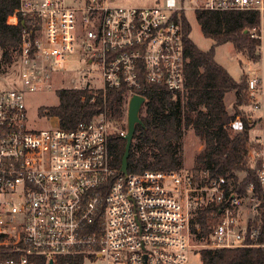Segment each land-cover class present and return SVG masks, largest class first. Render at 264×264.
Here are the masks:
<instances>
[{"label": "built area", "instance_id": "built-area-1", "mask_svg": "<svg viewBox=\"0 0 264 264\" xmlns=\"http://www.w3.org/2000/svg\"><path fill=\"white\" fill-rule=\"evenodd\" d=\"M197 11L255 13L258 24L245 33L263 54L264 0H19L6 24L27 22L16 50L21 86L0 91V264H185L201 249H264L259 227L240 217L245 199L255 200L252 185L242 196L223 177L199 184L181 170L124 175L111 165L108 138H123L126 124L103 115L72 129L57 120L26 127V93L123 89L127 103L137 95L143 106L151 91H184L180 22ZM245 95L248 112L264 117V75L247 80ZM260 144L248 157L261 161L264 191ZM205 208L217 221L199 237L195 218Z\"/></svg>", "mask_w": 264, "mask_h": 264}, {"label": "trees", "instance_id": "trees-1", "mask_svg": "<svg viewBox=\"0 0 264 264\" xmlns=\"http://www.w3.org/2000/svg\"><path fill=\"white\" fill-rule=\"evenodd\" d=\"M19 0H0V51L2 58L9 60L20 44L21 34L27 22L21 16L18 24L10 26L6 20L18 8ZM195 20L202 35L212 40L207 51L199 50L190 40L191 28L182 17L183 54L186 59L185 86L182 104L173 101V94L151 91L145 95L147 102L141 107V125L135 127L127 160L128 174L144 171L174 172L180 170V159L175 154L177 144L187 129H192L202 141V149L195 156L193 175L199 184H206L223 177L231 192L245 196L249 185L253 196L264 205L263 187L256 171L261 161L251 162L248 153L258 149L250 140L253 123L249 114L241 108L248 107L245 95L246 78L234 80L214 59V49L230 43L237 53L252 62L261 59L259 43L250 39L246 30L258 24V16L250 12L197 11ZM234 95V113L226 111L224 97ZM58 104L44 110L45 115L57 120L63 129H72L79 122H88L103 115L107 120L126 124L127 99L123 89H60L56 91ZM179 95V93H178ZM239 120L241 129L235 131L232 124ZM123 126V127H124ZM125 141L113 134L108 138V152L112 167L118 171L124 153ZM243 174L239 179L238 175ZM210 208L198 211L195 224L199 237H206L209 225L216 219L208 217ZM256 224V221H254ZM259 242H264V224L260 226ZM195 232V229H192ZM201 264H264L263 248L201 249L198 251Z\"/></svg>", "mask_w": 264, "mask_h": 264}, {"label": "rangeland", "instance_id": "rangeland-1", "mask_svg": "<svg viewBox=\"0 0 264 264\" xmlns=\"http://www.w3.org/2000/svg\"><path fill=\"white\" fill-rule=\"evenodd\" d=\"M111 5L119 6H132V7H148L153 6L156 0H108ZM186 19L191 28L189 38L192 43L201 51H207L213 45L212 40L205 38L202 35L200 26L195 20V16L192 12L186 14ZM16 51L11 53L9 60L2 58V52L0 51V91H7L16 89L21 86V80L19 75V69L17 66ZM214 59L221 65L233 78H238L241 70L246 69L250 72L243 77L248 80L252 76L264 75V64L261 59L258 62H252L236 50L230 43L222 44L215 47ZM245 70V71H246ZM240 72V73H239ZM73 75V74H71ZM70 75V76H71ZM241 77V78H243ZM55 86H58V84ZM184 98V91L173 96L174 102L182 104ZM58 104V97L55 91L52 89L45 93H26L25 105H26V127L29 130L40 131L47 128L55 127L57 122L53 117L45 115L44 110L51 107H55ZM234 96L233 93L225 95V106L228 109L229 114L234 113ZM243 113H247L253 116V127L250 131V140L256 142L259 152L263 146L260 143H264V122L260 118V113L250 114L247 107L241 108ZM235 131L240 130L238 127L233 128ZM114 131V130H112ZM202 149V141L195 136L192 129H187L180 141L175 144V154L180 159V170L186 174H192L194 167L195 156ZM253 152V150H251ZM260 153V152H259ZM239 179L243 177V174L238 175ZM240 217L244 221L246 220L249 225L259 227L264 224V205L259 207V202L255 199L251 201L245 199L241 209ZM256 221V224L254 223ZM84 264H105L103 260H97L96 262H85ZM185 264H201L200 256L187 255V261Z\"/></svg>", "mask_w": 264, "mask_h": 264}, {"label": "water", "instance_id": "water-1", "mask_svg": "<svg viewBox=\"0 0 264 264\" xmlns=\"http://www.w3.org/2000/svg\"><path fill=\"white\" fill-rule=\"evenodd\" d=\"M143 98L137 95L130 97L127 103L126 112V134L123 139L125 141L124 153L121 158V166L119 172L126 175L127 174V160L129 157V150L133 140V135L135 132V127L141 125V120L139 117L140 110L143 104ZM49 264H52L49 262Z\"/></svg>", "mask_w": 264, "mask_h": 264}, {"label": "crops", "instance_id": "crops-1", "mask_svg": "<svg viewBox=\"0 0 264 264\" xmlns=\"http://www.w3.org/2000/svg\"><path fill=\"white\" fill-rule=\"evenodd\" d=\"M245 70H246V69H243V70H241V73L239 72L240 75H239L238 78L235 79V78H233L232 76H231V77H232L234 80L238 81V80L241 79V77H243L244 75H247V74L250 72L249 70H248V71H247V70L245 71ZM248 79H249V78H248ZM228 94H229V93H228ZM226 95H227V94H226ZM233 96H234V95H233ZM224 103H225V97H224ZM225 108H226V106H225ZM227 110H228V109H226V111H227ZM227 112H228V111H227ZM260 118H261L262 121L264 122V117H263L261 114H260ZM249 119H250L249 121H250L251 123H253L252 120H253L254 118H253L252 115L249 116Z\"/></svg>", "mask_w": 264, "mask_h": 264}]
</instances>
